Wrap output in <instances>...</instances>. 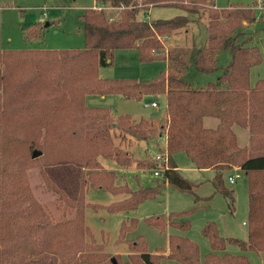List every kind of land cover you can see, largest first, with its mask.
I'll use <instances>...</instances> for the list:
<instances>
[{
  "label": "trees",
  "instance_id": "obj_1",
  "mask_svg": "<svg viewBox=\"0 0 264 264\" xmlns=\"http://www.w3.org/2000/svg\"><path fill=\"white\" fill-rule=\"evenodd\" d=\"M79 16L85 46L75 49L0 48V264H251L244 253L227 251L236 244L242 251L263 255L264 264V79L252 85L251 73L263 61L259 46L251 44L248 27L258 21L256 9L242 4L219 8L216 0H96ZM155 6H174L187 14L170 18H140ZM120 8V9H118ZM205 12L207 38L202 45L180 46L190 15ZM147 15V14H146ZM201 18V16H199ZM36 28L30 30L35 35ZM188 33V32H187ZM174 39L175 45L168 39ZM138 50L141 62L167 60V69L151 79L109 78L99 75L102 65L113 62L117 49ZM228 51L230 60L218 63ZM108 59L110 61H108ZM192 70L202 74L221 72L215 81L196 86L188 79ZM88 94H121L141 100L146 95L166 96L165 117L157 124L129 113L113 115L109 106H88ZM157 101V100H155ZM215 117L214 128L204 125ZM248 129L249 143L242 147L233 129ZM119 131L115 136L112 131ZM166 138L169 166L151 185L131 188L118 184V173L103 166L97 156L130 166L115 138L125 141ZM115 137V138H114ZM128 141V140H127ZM130 142V141H129ZM164 147H157L162 151ZM184 152L199 169H213L215 192L234 205V190L225 184L226 171L238 167L248 179V237L222 236L208 221L202 228L210 250L202 260L198 244L178 233L169 235V250L150 252L142 235L129 239L138 219L123 220L117 242H126V262L98 243L86 224L83 184L71 201L74 214L54 220L35 199L28 170L37 164H72L85 169L83 182L90 187L126 196L106 208L131 211L156 198L168 183L194 193L196 183L178 169L174 155ZM153 160V170L158 167ZM84 176V175H83ZM200 197L196 196L195 200ZM209 199V197H207ZM194 208L146 218L164 231L170 226L188 230Z\"/></svg>",
  "mask_w": 264,
  "mask_h": 264
},
{
  "label": "rangeland",
  "instance_id": "obj_2",
  "mask_svg": "<svg viewBox=\"0 0 264 264\" xmlns=\"http://www.w3.org/2000/svg\"><path fill=\"white\" fill-rule=\"evenodd\" d=\"M95 4L96 0H0V48H83L85 46L83 24L79 16L86 8ZM236 4L255 8L258 16V21L248 27V32L253 36L251 44L259 46L263 53L262 63L252 69L251 83L254 85L258 79H264V0H216L219 8ZM150 12L146 17L151 16L152 19L187 14L186 11L174 6H155ZM206 14L201 12L199 14L201 18L198 15H190L191 19H197L190 22L184 34L176 36L175 40L178 45L190 46L195 43L199 46L205 42L208 22ZM33 27L37 29L34 36L30 34ZM175 40L173 38L167 40L169 47L176 44ZM170 41L173 45L169 44ZM229 60L228 51H222L219 54L218 63L220 65L224 66ZM112 61L100 66L99 75L101 77L151 79L168 66L165 59L141 62L138 50L135 48L115 50ZM220 73L219 71L202 74L192 70L188 79L196 86H203L209 81H215ZM106 97V100H102L99 94H89L85 98V103L88 106H109L115 113L127 112L134 118L137 117L136 119L141 114L148 119L158 120L165 115V95H158L156 98L146 95L141 100L128 99L120 102L110 100L111 97L117 96ZM155 100L159 104L158 107L144 106V103H151ZM234 128L238 132L239 145L244 146L249 134L248 129L237 125ZM243 131L245 135L241 134ZM112 132L115 136L119 135L117 130ZM120 137H114L115 144L121 149L123 157H131L133 163L128 167L120 166L115 159L97 156L103 166L117 171L118 184L127 183L133 189L141 185L153 184L157 177L154 176L153 168H150L149 164L154 160L153 154L157 152V147H165L164 139L156 137L149 141H137L127 135L126 140L121 141ZM244 137H246L245 140ZM174 158L179 171L196 183L194 193L182 191L167 183L161 195L144 201L137 209L131 211H108L106 207L109 204L122 200L126 194H113L107 190L90 187L87 182H83L85 169L72 164L32 165L28 170V179L35 199L54 220H62L74 214V209L70 204L80 194V187L83 184L86 224L96 241L104 244L105 250L113 256L121 254L124 262L128 259V244L117 242V239L123 220L132 217L137 218L138 223L135 229L129 232L128 238L133 239L142 235L147 242L148 250L154 253L158 250L166 253L169 250V235L175 232L195 241L200 248V257L203 260L210 250L209 242L202 233V228L208 221L215 222L220 235L224 237L247 239L248 224L246 222H248L249 198L246 175L240 171L241 175L236 177L235 182L231 184L228 179L231 175H235V171L225 173V184L234 190V205L231 207L229 200L223 194L215 192L212 184L213 170L197 168L184 152H177ZM196 196L200 198L195 200ZM191 208H194V213L191 216V227L188 230L168 226L164 231H160L146 221V218L152 215L167 216L172 212ZM227 251L234 254H246L251 264L263 263L262 254L252 250L242 251L236 244H229ZM166 262L183 264L175 259H168Z\"/></svg>",
  "mask_w": 264,
  "mask_h": 264
},
{
  "label": "crops",
  "instance_id": "obj_3",
  "mask_svg": "<svg viewBox=\"0 0 264 264\" xmlns=\"http://www.w3.org/2000/svg\"><path fill=\"white\" fill-rule=\"evenodd\" d=\"M99 5L96 3L94 6H92V7H98ZM151 11V8L148 10V13H151L150 12ZM148 13H146L147 15H148ZM146 14H144V10H140V13H139V17L140 18H143L144 16L146 17L147 15ZM148 17H150V19H152V17L151 16H148ZM147 18V17H146ZM89 95V94H88ZM112 96V95H114V96H117V97H111L112 99H110L111 101L112 100H115V101H122V100H128V99H126L124 96H122L121 94H105V95H101V97H102V100H106V96ZM87 96V95H86ZM104 98V99H103ZM153 102V101H152ZM151 102V103H152ZM106 105H108V104H106ZM158 106H159V104H158ZM157 106V107H158ZM125 113H127V112H120V113H115L114 111H113V114L114 115H120V114H125ZM133 117V116H132ZM142 117H144V118H148V117H145L143 114H141L140 116H138V119H136L137 117H133V119L134 120H139V119H141ZM165 117V115H163L162 116V118L161 119H163ZM153 121H155L157 124H159V122H160V118H159V120L158 119H154V118H151ZM218 119L217 118H215V117H205L204 118V125L207 127H210V128H214V127H216L217 125H218ZM235 126V125H234ZM234 126H233V129H234V131H235V133H236V135H237V138L239 139V137H238V132L235 130V128H234ZM237 126H239V125H237ZM240 127H242V126H240ZM244 128V127H243ZM241 134H243V135H245V132L243 131V132H241ZM246 139V137H244V140ZM246 141H247V143H246ZM238 143H239V141H238ZM248 143H249V134H248V136H247V139L245 140V142H244V146H246V145H248ZM164 145V144H163ZM241 146V145H240ZM244 146H242V147H244ZM158 151V150H157ZM178 169H179V167H178ZM236 169H238V167H234V169H233V171H236ZM211 170H213V169H211ZM214 171V170H213ZM215 173V172H214ZM229 180V179H228ZM245 223V222H244ZM246 224H247V222H246ZM165 253V252H164ZM166 253H168V251H166Z\"/></svg>",
  "mask_w": 264,
  "mask_h": 264
},
{
  "label": "built area",
  "instance_id": "obj_4",
  "mask_svg": "<svg viewBox=\"0 0 264 264\" xmlns=\"http://www.w3.org/2000/svg\"><path fill=\"white\" fill-rule=\"evenodd\" d=\"M98 10L100 9H104V8H108V9H112V7H109V6H98V7H94ZM120 9V8H118ZM144 106L145 107H150V106H153V107H157L158 106V102L157 101H153L152 103H144ZM164 148L162 151H157L153 154V158L154 160L158 163V167H156L154 170H153V174L154 176L156 177H161L163 175V171L169 166V161H170V156H169V153L167 151V148H166V138L164 137ZM241 175V172L240 170L236 169L235 171V175H231L229 177V182L232 184L235 182L236 180V177H239Z\"/></svg>",
  "mask_w": 264,
  "mask_h": 264
},
{
  "label": "water",
  "instance_id": "obj_5",
  "mask_svg": "<svg viewBox=\"0 0 264 264\" xmlns=\"http://www.w3.org/2000/svg\"><path fill=\"white\" fill-rule=\"evenodd\" d=\"M113 264H119L115 257H112Z\"/></svg>",
  "mask_w": 264,
  "mask_h": 264
}]
</instances>
